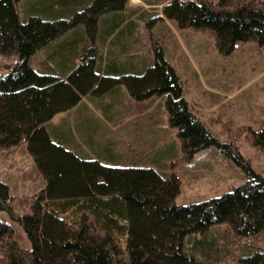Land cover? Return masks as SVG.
<instances>
[{
  "label": "trees",
  "instance_id": "obj_1",
  "mask_svg": "<svg viewBox=\"0 0 264 264\" xmlns=\"http://www.w3.org/2000/svg\"><path fill=\"white\" fill-rule=\"evenodd\" d=\"M61 1L49 2L43 17L32 14L23 21L17 7L21 0H0V69L8 70L0 73V151L26 142L45 180L21 214L12 210L9 186L0 181V212L10 213L28 239L22 245L14 223L0 218V264H203L202 256L215 253V239L206 234L216 225L227 224L239 237L260 236L264 178L234 143H220L195 117L161 49L145 72L120 75L104 90L107 72L102 76L96 51L61 75L43 74L30 65L37 51L79 25L93 37L101 16L122 10L126 2ZM163 12L184 28L211 29L223 54L238 42L264 46V0H171ZM69 44L66 40L60 50ZM121 84L140 100L167 95L168 120L178 130L185 156L215 145L235 158L248 181L220 197L178 205L177 177L161 176L150 167L82 159L52 140L45 124L56 114L77 106L89 93H120ZM246 131L251 145L264 153V123L257 132ZM193 236L196 244L187 245ZM240 264H264V248L247 251Z\"/></svg>",
  "mask_w": 264,
  "mask_h": 264
},
{
  "label": "rangeland",
  "instance_id": "obj_2",
  "mask_svg": "<svg viewBox=\"0 0 264 264\" xmlns=\"http://www.w3.org/2000/svg\"><path fill=\"white\" fill-rule=\"evenodd\" d=\"M125 1L122 10L101 16L93 37L85 25H79L37 51L30 65L43 74L61 75L96 51L102 76L107 72L104 90L120 75L145 72L155 63V51L161 49L176 70L195 117L220 143H234L254 172L264 178V153L251 145L246 131L257 132L264 123V46L238 42L230 54H223L211 29L184 28L164 15L163 6L171 0ZM49 2L53 0H21L17 5L21 20L32 14L42 16ZM66 40L70 44L60 50ZM7 72L0 69L1 74ZM119 91L89 93L77 106L56 114L45 124L52 140L82 159L113 167H150L161 176L177 177L178 205L220 197L248 181L235 158L215 145L191 158L185 156L178 130L168 120L167 95L140 100L123 84ZM0 181L9 186L14 213L28 211L45 180L26 142L0 151ZM0 218L14 223L21 244L28 242L10 213L1 211ZM206 236L215 239L216 250L202 256L203 264H240L247 251L264 248V232L253 239L239 237L227 224L212 227ZM196 241L193 236L186 243Z\"/></svg>",
  "mask_w": 264,
  "mask_h": 264
},
{
  "label": "bare ground",
  "instance_id": "obj_3",
  "mask_svg": "<svg viewBox=\"0 0 264 264\" xmlns=\"http://www.w3.org/2000/svg\"><path fill=\"white\" fill-rule=\"evenodd\" d=\"M245 173V172H244ZM248 178V177H247Z\"/></svg>",
  "mask_w": 264,
  "mask_h": 264
}]
</instances>
